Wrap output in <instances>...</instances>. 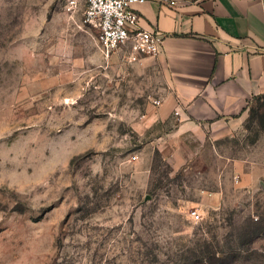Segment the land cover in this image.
<instances>
[{
  "label": "rangeland",
  "instance_id": "obj_1",
  "mask_svg": "<svg viewBox=\"0 0 264 264\" xmlns=\"http://www.w3.org/2000/svg\"><path fill=\"white\" fill-rule=\"evenodd\" d=\"M99 35L65 0H0V264H197L205 239L238 249L229 264H264V234L240 240L264 218V178L240 197L220 170L256 152L264 99L217 141L221 157L175 168L159 125L143 133L166 73L126 46L107 55Z\"/></svg>",
  "mask_w": 264,
  "mask_h": 264
},
{
  "label": "crops",
  "instance_id": "obj_2",
  "mask_svg": "<svg viewBox=\"0 0 264 264\" xmlns=\"http://www.w3.org/2000/svg\"><path fill=\"white\" fill-rule=\"evenodd\" d=\"M175 1L150 0L135 9L143 28L165 35L155 59L167 75L166 93L148 110L143 133L158 124V147L181 168L204 151L221 157L217 141L241 132L249 105L264 95V0ZM262 137L253 154L222 156L220 170L235 172L240 197L264 178ZM224 192L222 186L213 193V205Z\"/></svg>",
  "mask_w": 264,
  "mask_h": 264
},
{
  "label": "built area",
  "instance_id": "obj_3",
  "mask_svg": "<svg viewBox=\"0 0 264 264\" xmlns=\"http://www.w3.org/2000/svg\"><path fill=\"white\" fill-rule=\"evenodd\" d=\"M68 10L84 8V20L99 30L103 51L111 52L128 47V59L135 62L145 56H157L162 48L165 35L158 30L143 28L135 5L150 0H65ZM171 5L177 1L170 0ZM158 100L156 104H160ZM190 217L199 221L202 214L198 209L189 212Z\"/></svg>",
  "mask_w": 264,
  "mask_h": 264
},
{
  "label": "trees",
  "instance_id": "obj_4",
  "mask_svg": "<svg viewBox=\"0 0 264 264\" xmlns=\"http://www.w3.org/2000/svg\"><path fill=\"white\" fill-rule=\"evenodd\" d=\"M258 98H263L264 95ZM256 98V99H258ZM262 106L264 108V101L262 103ZM257 115V113H256ZM261 125L264 127V119L261 121ZM250 226L246 228L244 232L240 235L241 242H244V239L248 236L249 238H253V240L258 239L261 237L262 234H264V218H260V220L254 222L251 221ZM204 244H206L204 253L205 255L202 256L197 261V264H229L228 260L231 257V254H237V256L240 255L239 251L237 248H232L230 250H225V249H216L213 245H210L211 243H208L205 239L203 241Z\"/></svg>",
  "mask_w": 264,
  "mask_h": 264
}]
</instances>
